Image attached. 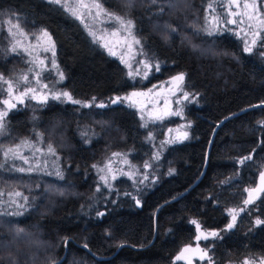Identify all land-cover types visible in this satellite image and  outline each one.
<instances>
[{"label":"trees","instance_id":"1","mask_svg":"<svg viewBox=\"0 0 264 264\" xmlns=\"http://www.w3.org/2000/svg\"><path fill=\"white\" fill-rule=\"evenodd\" d=\"M102 1L133 15L163 75L183 72L201 94L200 106L187 110L191 139L165 151L163 176L153 185L137 189L121 179L109 200L94 207L91 177L23 175L0 167V189L31 190L35 199L25 216L0 215V264H55L63 257L60 264H171L197 234L192 221L223 229L229 221L226 210L243 204L245 188L255 184L264 168V126L258 123L264 120V106L227 120L216 131L226 117L264 104L262 51L245 52L230 33L203 34L199 0H134L131 7L127 0ZM0 14H15L28 32L51 34L75 95L110 102L134 87L122 64L61 6L48 0H0ZM40 107L44 141L61 153L66 167L83 163L86 150L73 132V108L53 103ZM90 118L108 148L142 147L139 120L131 108L111 104L110 116L94 113ZM8 121L0 138V159L2 147L30 132L28 108L12 111ZM256 215L264 220V195L256 203ZM241 225L246 232L236 228L212 249L217 264L264 256V224L254 225L251 216H243Z\"/></svg>","mask_w":264,"mask_h":264},{"label":"rangeland","instance_id":"2","mask_svg":"<svg viewBox=\"0 0 264 264\" xmlns=\"http://www.w3.org/2000/svg\"><path fill=\"white\" fill-rule=\"evenodd\" d=\"M70 2L75 4L76 0H70ZM84 2L91 4L93 0H84ZM97 2L100 3L102 7L109 13H114L115 15L123 17L124 19H132L134 23L133 35L137 39L141 40V45H135L132 40V36H128L122 30L120 31L119 36H112L111 33L120 29V25L114 20H110L103 15L98 18H93L85 14L83 22L73 16L82 24L88 34L90 31L96 33V39H94L93 36L89 34L92 41L98 47L103 49L108 55L117 59L122 64L127 77L133 84L134 87L131 90L115 96L114 98L128 97L133 92L148 93L149 89L153 90L148 96H136L132 97L131 100L125 99L123 102L117 103L131 108L136 113L142 132V147L140 149H134L132 147L111 149L101 141L102 131L100 128L94 125L90 116H92L94 113L100 114L104 117L110 116L111 104L109 101L103 98H95L94 105H98L100 103L109 104L108 107L100 108L96 106L81 107L79 104H73L66 100L62 102L60 100L52 99V92L67 91L76 100L86 103L93 101V98L79 97L75 95L68 88L67 75L59 63L55 41L48 31L47 32L51 36V42L55 46V68L52 66V52L43 51V48L48 46L46 38L37 40V37L40 36L41 31L28 32L18 21V16L15 14H0V77H2V79H0V101L9 99V83L12 84L13 93L16 96L29 87L36 88L38 90L37 99H32L31 94H29V96L24 97L23 103H19L16 100L12 101L13 103H16V107L8 111V115L5 117V130L0 133V138L4 137L7 133L10 113L19 108H28V114L30 116V132L18 139L14 144L2 147L0 167L5 171L23 175H45L60 178L55 174L57 171H60L63 175V178L69 174H76L83 178L91 177L93 182V195L90 197L91 205L93 204L92 207L98 203L107 202L111 193L116 189V182L121 179H125L137 189H143L144 187L151 186L160 180L163 176L160 166V161L163 154L172 145L183 143L191 139L192 121L187 114V110L191 106L197 107L201 104V94L194 91L190 87L185 73L178 72L171 76H165L162 74V64L154 56L153 52L147 47L146 41L140 35L135 19L131 13L117 9H110L105 6L102 0H97ZM246 2L250 4L252 0H236V3L239 4V7H236V5L232 3V0H199V13L201 16L202 33L211 36L207 31H205V29H209L212 26L210 21H212L213 17H217V26L219 30L214 32L212 35L230 33L241 40L244 48L245 39L250 42L253 38H256L254 33L259 29L258 25L251 29L248 27L249 23L256 25V21H249L247 16L244 15L245 12L250 13L252 11L251 9H244L243 5ZM256 2L260 15L264 17V0H256ZM230 10L234 13H240V15H229ZM93 11H95V9H93ZM233 19L237 20L238 22L236 24L225 23V21ZM241 19H243V23H239ZM9 20H11V23L8 22ZM17 23L19 24L20 29H22L27 35H21L20 32L15 27H13V25ZM85 25H87V27ZM10 28L12 29V33L15 35L9 33ZM246 33L247 35H245ZM256 39L257 44L253 47V51L260 49L264 57V30H260V36ZM17 41L20 43L17 45V51L13 52L11 49L13 45L17 43ZM105 44H107L108 47H105ZM127 45H131V48H129ZM141 46L143 47V54L140 53ZM109 48H111L112 51L116 53V55H111L108 50ZM24 49H27V51H24ZM29 53H31V55H29ZM37 56L45 61L43 66H41L38 61L33 62L34 57ZM122 56L123 59L127 61V63L121 62ZM138 61H146L153 65L158 63L159 71H156L155 67H153L145 79L143 78V64L137 63ZM129 65L131 66L129 67ZM41 69L43 70L41 71ZM137 69H140L139 75H136ZM38 71H40L39 83L36 82L35 78ZM61 72L63 73V80H61L59 77V73ZM130 72L133 73L132 76L129 75ZM181 73L184 74V81L181 85V88L183 91H186L190 94L188 100L183 99L182 92L180 91H177L175 95L171 94V91L175 90L176 88V83L172 80V78ZM24 75L29 77L27 83L21 80V77ZM44 85H47L48 87L44 88ZM44 94L48 95L47 102L40 103L39 97ZM165 99H167L171 110L176 111L182 109V115L166 116L162 121L157 120L153 122L149 118L148 113L163 109L165 106ZM177 99L180 100L179 104L176 103ZM48 103L70 105L73 108L75 114L73 132L77 140L86 150L84 155L85 157L82 161L83 163L75 162L74 164L66 167V165L63 163L61 153L55 147L52 146L55 149V155L48 153L49 145L44 141V134L39 126L41 120L40 106H45ZM130 104L133 106H130ZM5 107L6 106L3 105V103H0V110H3ZM142 108L143 113L141 111ZM142 114L144 116L143 119H141ZM145 123H147V127L143 126ZM185 132H187V139L182 138L183 133ZM84 133H87V135H84ZM149 134H151V140L148 139ZM170 140L175 142L168 143L167 141ZM25 141H27L26 144L24 143ZM17 146L19 147L17 148ZM88 147H92L93 150L88 152L86 149ZM8 148L16 149L20 155L28 158L29 163L25 164L23 159H13L11 154L8 158H5L4 152ZM36 149H39V151H36ZM113 153H119L120 155L113 156ZM157 153L159 154L158 159L156 158ZM125 160L127 163L124 162ZM110 162L112 172L108 174V179L111 187H108L105 185L104 181L100 179V177L106 173L100 172L98 169L104 168L106 165H109ZM146 162L151 166L145 168L144 164ZM37 164L39 165V168L32 172H20L17 170L19 168L27 169L30 165L35 166ZM93 165H96V167H93ZM261 172H264V168L259 170L255 184L252 187L245 188V200L248 199L249 195L247 190L259 186ZM112 175L116 176L115 180L111 179ZM145 175L148 177L147 180L144 179ZM97 189H99V191H97ZM16 193H20V195L17 196ZM263 195L264 193H261L258 198L254 199L252 204L245 205L243 202L240 207L229 208L226 210L229 224L232 222V217L229 214V210H239L241 208L244 209V211L239 212L235 225L230 230H227L228 224L223 229H207L204 228L199 221H196L200 225V231H197L195 224L197 234L194 240L191 243L185 245L177 254V256H179L186 247L196 249L198 244L200 249H203L207 252L208 257L211 258L212 264H217V261L212 254V249L216 247V244L219 240H221L232 230L239 228L241 232L247 231V228L241 225L243 216H245V218L251 216L254 225H256L255 221L259 219L256 215V203ZM24 197H27V200H25ZM34 205V194L31 192V190L14 189V187L11 190L0 189V215L18 217L25 216L28 214L29 208ZM88 211L89 210H87V212ZM15 213L22 214L14 215ZM243 228L244 230H242ZM201 232L205 234L216 232L219 235L217 237L209 236V239L207 240L201 239L197 241L196 237L200 235ZM184 255L186 259L177 260L176 256L171 264H176L177 261H182L188 264L189 260L191 261V264H209V259L205 258L204 260H201L199 258L200 254L197 252H187ZM261 258H264V256H247L239 260L231 259L224 264H244L245 260H248L250 264H252V262L259 264Z\"/></svg>","mask_w":264,"mask_h":264},{"label":"snow or ice","instance_id":"3","mask_svg":"<svg viewBox=\"0 0 264 264\" xmlns=\"http://www.w3.org/2000/svg\"><path fill=\"white\" fill-rule=\"evenodd\" d=\"M49 2L53 3V4H56V5H60L66 11H68L72 16L76 17L77 19H80L81 22H83L85 14L88 15V16H91L93 18H98V17L103 15V16L107 17L110 20H114L115 22H117L120 25V29H118L117 31L112 32L111 33L112 36H119L120 31L122 30L128 36H132V40H133L135 45H141V40L137 39L133 35L134 23H133L132 19H124L123 17L115 15L114 13L107 12V10L104 9L102 7V5L97 2V0H93V2L91 4L85 3L84 0H76L75 4L71 3L70 0H49ZM127 3H128V6L131 7L132 4L134 3V0H127ZM151 3L152 4H156L157 0H151ZM232 3L235 4L236 7H239V4L236 3V0H232ZM243 7H244V9H251L252 10L250 13L249 12H245L244 15L247 16V19L249 21H256V25H253L252 23H249L248 27L251 29V28H254V27H256L258 25L259 29L255 31L254 36L256 38H259L260 30H264V17H262L260 15V13H259V9L257 7L256 0H252V2L250 4L246 2L243 5ZM93 9H95V11H93ZM81 10H83V11H81ZM163 10L164 9L161 8L160 12H163ZM229 15L235 16V15H240V13H234V12H231V10H230L229 11ZM8 22L11 23V20H9ZM213 22H216V23H213ZM237 22L238 21L234 20V19L225 21V23H231V24H236ZM239 23H243V19H241L239 21ZM210 24L212 26L209 29H205V31H207L209 35H212L214 32L219 30V28L217 26L218 18L217 17H213L212 21H210ZM85 26L87 27V25H85ZM13 27H15L20 32L21 35H27L26 33L23 32L22 29H20L18 23L13 25ZM172 31H175V29H172ZM9 33L12 34V35H15L14 33H12V29L11 28L9 29ZM89 34L92 35L94 39L97 38L95 32L90 31ZM245 35H247V33ZM44 38H46L48 46L44 47L43 51H45V52L51 51L52 52V56H53L52 66H53V68H55L56 67L55 59H54V57H55V46L51 42V36L49 35V33L46 30H41V34H40L39 37H37V40H42ZM256 38H253L250 42L247 39H245V41H244V43H245L244 51L245 52L251 53L253 51V47L257 44V39ZM19 43L20 42L17 41V43L13 45V47L11 49L13 52L17 51V45ZM104 46L108 47L107 44H105ZM127 46L129 48H131V45H127ZM108 50H109V53L111 55H116V53L114 51H112L111 48H109ZM24 51H27V49H24ZM140 53L143 54V47L142 46L140 48ZM29 55H31V53H29ZM36 61H38L41 66H43L45 64V61L43 59H40L38 56L34 57L33 62H36ZM121 62L127 63V61H125L123 59V56L121 57ZM137 63H142L143 64V69H144L143 78H145V79L147 78V76L149 74V71L153 67H155L156 71H159V64L158 63L155 64V65H153L151 63H148L146 61L145 62H139L138 61ZM130 66L131 65H129V67ZM42 70L43 69H41V71ZM139 74H140V69H137L136 75H139ZM129 75L132 76L133 73L130 72ZM39 77H40V71H38L36 73V77L35 78H36V82L37 83L40 82ZM59 77H60L61 80H63L64 77H63V73L62 72L59 73ZM0 79H2V77H0ZM21 80L24 81L25 83H27L28 80H29V77L27 75H24V76L21 77ZM172 80L176 83V88H175V90L171 91V94L175 95L177 91H180V92H182L183 99L184 100H188L190 94L188 92H186V91H183V89L181 88V85L183 84V81H184V74L181 73V74L173 77ZM43 87L47 88L48 86L44 85ZM37 91L38 90L36 88L29 87V88L25 89L24 91L20 92L18 96H16L13 93L12 84L11 83L8 84L9 99H5L3 101H0V103H3V105L6 106L3 110H0V133H2L5 130V117H7L8 111L16 107V103H13L12 101L16 100L19 103H23L24 102V97L29 96V94H31V98L32 99H37L38 98ZM152 91H153L152 89H149L148 93L133 92L128 97H124V98L116 97V98L110 100V104L121 103L125 99L131 100L132 97H136V96H148L149 93H151ZM51 98L54 99V100H60L62 102L64 100H66V101L71 102L73 104H79V105H81V107H93V106H96V107H100V108H105V107L109 106V104H104V103H100L98 105H94L95 98H93L92 102H87V103L86 102H82L80 100H76L67 91H64V92H52L51 93ZM47 99H48V95L44 94V95L39 97V102L40 103H46ZM176 103L179 104L180 100L177 99ZM130 106H133V105L130 104ZM141 111L143 113V108L141 109ZM180 115H182V109L181 110H176V111L171 110L167 99H165V106H164L163 109L148 113L149 118L153 122H155L157 120L162 121L166 116H180ZM143 118H144V116L142 114L141 119H143ZM258 123L261 124L262 126H264V121H258ZM143 126L147 127V123H145ZM169 131H171V130H169ZM84 135H87V133H84ZM182 138L183 139H187L188 138L187 132L183 133ZM148 139L149 140L152 139L151 134H149ZM167 142L168 143H173L175 141L170 140V141H167ZM24 143L26 144L27 141H25ZM18 147L19 146H17V148ZM36 151H39V149H36ZM48 153L52 154V155H55V149L52 147V145L48 146ZM10 154H11L13 159L19 158V159H23L25 164L29 163L28 158L23 157L22 155H20L19 152L16 149L8 148L4 152L5 158H8ZM119 155H120L119 153H113V156H119ZM156 158L157 159L159 158V154L158 153H157ZM248 159H251V156L245 157L243 160L240 161V163L243 164L244 160H248ZM124 162L127 163L126 160ZM150 166L151 165L149 163H147V162L144 164L145 168L150 167ZM93 167H96V165H93ZM38 168H39V165L37 164L35 166H31L30 165L29 168H27V169L19 168L17 170L20 171V172H24V171L32 172V171H34V170H36ZM98 171L106 173L105 175H102L100 177V179L102 181H104L106 186L111 187V184L109 183V179H108V174L112 172L111 162L109 163V165H106L104 168H99ZM172 171L173 170L170 169V173ZM55 174L58 177H60L61 179H63V175H62V173L60 171H57ZM111 179L115 180L116 176L112 175ZM144 179L145 180L148 179L147 175L144 176ZM97 191H99V189H97ZM247 191H248L249 195H248V199H246L244 201L245 205L252 204L254 202V199L258 198L261 193H264V172H261V174H260V184H259V186L256 187V188H253V189H249ZM16 195L19 196L20 193H16ZM61 195H63V193H61ZM24 199L27 200V197H24ZM137 204H139V201H137ZM241 211H244V209L241 208L239 210H236V209L229 210V214L232 217V222L227 225V230H230V229H232L234 227L236 219H237V216L239 215V212H241ZM20 214H22V213H15L14 215H20ZM99 215H103V213H99ZM192 223L196 224L197 231H200V225L196 221H192ZM255 223H256V225H261V224H264V220L257 219L255 221ZM22 231H23L22 229H18L17 230L18 233L22 232ZM218 235L219 234L216 233V232L208 233V234H205V233L201 232L200 235H198L196 237V240L197 241H199L201 239L207 240V239H209V236L217 237ZM85 247H87V246L85 245ZM187 252H197V253L200 254L199 258L201 260H204L205 258H208L209 259V264H212L211 258L208 257L207 252L205 250H203V249H200L198 244H197L196 249H192L190 247H186L181 252V254L176 257V259L177 260L186 259L184 254L187 253ZM188 264H191L190 260L188 261ZM244 264H250V262L248 260H245ZM252 264H255V262H252ZM259 264H264V258H261V260L259 261Z\"/></svg>","mask_w":264,"mask_h":264},{"label":"water","instance_id":"4","mask_svg":"<svg viewBox=\"0 0 264 264\" xmlns=\"http://www.w3.org/2000/svg\"><path fill=\"white\" fill-rule=\"evenodd\" d=\"M264 106V104H261V105H255V106H253V107H250V108H248V109H245V110H243V111H240V112H237V113H234V114H232V115H230V116H228V117H226L224 120H222L218 125H217V127H216V131H217V129L223 124V123H225L227 120H229V119H231V118H233V117H235V116H237V115H239V114H241V113H243V112H245V111H247V110H249V109H252V108H257V107H263ZM215 131V132H216ZM215 135V134H214ZM214 138V137H213ZM213 138H212V140H211V144H212V142H213ZM196 184V183H195ZM194 184V185H195ZM194 185H192L188 190H190ZM188 190H186L184 193H182L180 196H178V197H176V198H174V199H172L171 201H175V200H177L178 198H180L182 195H184L186 192H188ZM171 201H168V202H171ZM165 204V203H164ZM164 204H162L160 207H159V209L164 205ZM156 216H157V214H156ZM156 234H157V227H156ZM63 259H64V257L62 258V259H60L57 263H55V264H60L62 261H63ZM97 259L98 260H101V259H104L103 257H97Z\"/></svg>","mask_w":264,"mask_h":264}]
</instances>
